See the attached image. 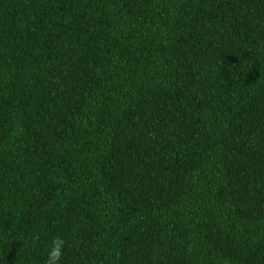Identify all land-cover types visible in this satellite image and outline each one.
Listing matches in <instances>:
<instances>
[{
	"label": "trees",
	"instance_id": "trees-1",
	"mask_svg": "<svg viewBox=\"0 0 264 264\" xmlns=\"http://www.w3.org/2000/svg\"><path fill=\"white\" fill-rule=\"evenodd\" d=\"M264 264V0H0V264Z\"/></svg>",
	"mask_w": 264,
	"mask_h": 264
},
{
	"label": "clouds",
	"instance_id": "clouds-1",
	"mask_svg": "<svg viewBox=\"0 0 264 264\" xmlns=\"http://www.w3.org/2000/svg\"><path fill=\"white\" fill-rule=\"evenodd\" d=\"M65 240L60 237H54L51 248L48 251L45 264H60V261L64 255Z\"/></svg>",
	"mask_w": 264,
	"mask_h": 264
}]
</instances>
